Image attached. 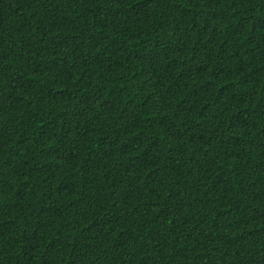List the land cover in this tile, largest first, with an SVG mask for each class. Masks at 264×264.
<instances>
[{
    "label": "trees",
    "instance_id": "1",
    "mask_svg": "<svg viewBox=\"0 0 264 264\" xmlns=\"http://www.w3.org/2000/svg\"><path fill=\"white\" fill-rule=\"evenodd\" d=\"M0 264H264V0H0Z\"/></svg>",
    "mask_w": 264,
    "mask_h": 264
}]
</instances>
